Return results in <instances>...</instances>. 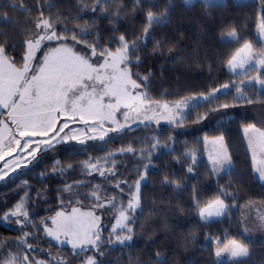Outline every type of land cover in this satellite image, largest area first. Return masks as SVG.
Masks as SVG:
<instances>
[{"label":"trees","instance_id":"1","mask_svg":"<svg viewBox=\"0 0 264 264\" xmlns=\"http://www.w3.org/2000/svg\"><path fill=\"white\" fill-rule=\"evenodd\" d=\"M165 9L166 19L154 24L137 41L131 71L149 77L146 91L156 101H175L186 96L208 95L213 89L219 91L209 100L191 106L179 126L143 124L112 133L103 140L59 143L42 149L27 167L0 180V243L3 244L0 262L7 261L10 253L20 260L27 252L29 259H42L48 264H60L61 260L66 264H83L87 257H95L97 264H224L215 252L234 239L248 248L249 256L231 258L226 264H264V241L249 238L242 219L251 205H257L259 212L264 213V183L255 173L243 134L244 126L254 121L236 112L238 106L249 104V98L253 103L264 104V89L244 83L253 69L235 73L227 65L245 42L251 43L253 49L263 48L257 29L264 18V0L209 4L197 0L191 5H186L185 0H139L138 4L137 0H102L100 4L96 0H0V44L19 66L27 52V41L38 34L35 23L42 12L44 18L59 17L63 21L55 24L58 34H63L65 29L79 33L85 28L88 34H82L81 39L115 50L119 47V36L131 42L143 35L149 10L161 13ZM117 12L119 15H115ZM233 28L238 39L226 38ZM61 43L73 45L70 35L66 41H44L33 66L44 53ZM75 50L81 54L89 51L84 44L75 45ZM261 74L264 76V70ZM224 84L229 87L223 88ZM238 88L242 89L241 96L237 95ZM224 104L234 106L224 108ZM205 119L209 123L200 131L180 130L182 125L198 124ZM218 135L224 137L233 164V170L219 174L209 166L204 143L205 138ZM129 145L134 152L119 151ZM110 153L114 155L105 164ZM97 160L106 176L84 167L85 161ZM112 160L115 176L107 174ZM145 166L147 175L141 184V205L130 223L133 239L120 244L112 235L109 243L117 212L95 207L96 201L86 194L98 185L102 198L115 195L126 204L134 191L128 185L144 174ZM166 177L168 183L164 182ZM120 181L127 184L120 183V188H116ZM173 182H178L179 187ZM67 185L73 186L71 192L65 191ZM222 189L226 194H222ZM217 197L228 205L225 215L203 221L200 208ZM21 202L27 218L21 215L5 220L4 216ZM73 207H94L102 215L104 243L100 252L95 248L75 251L47 238L44 228L53 213ZM24 233H29L27 242L33 246L31 250L18 242Z\"/></svg>","mask_w":264,"mask_h":264},{"label":"snow or ice","instance_id":"2","mask_svg":"<svg viewBox=\"0 0 264 264\" xmlns=\"http://www.w3.org/2000/svg\"><path fill=\"white\" fill-rule=\"evenodd\" d=\"M194 0H185L186 5H191ZM205 4L211 3V0H203ZM97 4L102 0H96ZM139 0H137V4ZM83 7H86L82 3ZM95 11V8H93ZM166 12L156 13L149 10L146 14V26L143 29V35L129 42L125 36H119V47L115 50L98 45L97 42L89 43L81 39V35H87V30L81 28L80 32L72 29H65L63 34H58L55 30V24L60 21L51 18H44L41 12L40 17L35 23V27L41 34L33 40L27 41V52L22 57L19 66L15 60L6 52L5 47L0 44V109L7 110L6 119L0 120V160L10 157L14 152L27 153V155L35 158L36 152L41 147L45 149L53 147V141L57 143L68 139H78V134H83L84 129H69V132L60 137L65 129L69 128V121L77 119L84 125L88 126V131L97 132L98 128H103L104 124L110 123L114 128L105 129L99 135V139L103 140L108 131H121L126 127H130L129 121L135 123L138 119L143 121L155 120L159 123L161 119L168 120L169 123H175L179 126L183 119V109L188 107V102L180 100L170 105L167 102L153 100L147 94V84L149 77L134 74L131 71V65L134 62L132 56L136 53L137 41L146 36L154 24H159L161 20L166 19ZM119 15V12L115 13ZM63 22V21H60ZM259 30L264 34V18L259 25ZM70 39L72 46L61 43L43 54L42 59L33 66L36 59V53L40 50L43 41H66ZM229 38L238 39L237 31L233 28L228 33ZM264 43V42H262ZM84 44L90 52L81 54L75 50V45ZM99 49V50H98ZM93 58H97L94 62ZM139 56L136 55V62ZM228 67L235 72L238 68L252 66L264 68V48L259 52L253 51L251 43L245 42L242 47L238 48L235 54L227 61ZM136 76L134 79L133 76ZM253 81L264 85V79L259 76L253 77ZM227 89L228 84L222 85ZM219 89H213L208 95L201 96L204 100L214 97ZM238 92L242 94V89L238 88ZM195 99V98H193ZM253 103L252 99L247 100ZM229 104L222 107L228 108ZM124 109L122 116L123 122L117 119V113ZM65 117V122L57 129L56 125L59 117ZM55 133V135H51ZM244 134L248 138V147L252 151V159L259 166L255 171L259 173L261 179H264V159L257 161V152L264 157V131L255 125H249L244 128ZM57 137H60L57 139ZM89 139H95V136H89ZM23 139V144L21 140ZM207 141V138H205ZM81 143L84 141L81 140ZM158 144L159 141H156ZM212 145V151L209 152V160L212 164V171L219 174L226 168L231 166V157L224 143V137L219 136L208 142ZM31 152L28 151L32 145ZM155 147V144L153 145ZM123 152H134L135 149L129 145L126 148L119 149ZM144 150H141V155ZM113 153L105 158V164L109 163ZM151 156V153H148ZM26 159V156L24 157ZM20 157H14L8 160L4 167L12 165V171L18 166L17 160ZM193 162L195 157L193 155ZM71 167V165H69ZM84 167L93 171H98L101 176H106V171L99 160L96 162L85 161ZM115 161H111V167L107 168V174L115 176L113 169ZM192 171L191 168L188 169ZM7 175L6 172L0 170V180ZM147 175V166L143 175L129 184L131 198L126 204L118 201L115 195H100V187L94 186L90 195L95 201V207L115 209L117 215L115 217V225L109 234L108 242H112V235L115 234V241L124 244L126 241L133 239L134 230L130 223L134 222V213L140 208L141 197L140 187L141 181ZM165 183H168L167 177ZM82 183V182H80ZM120 183L127 184V181L116 183L115 187L120 188ZM176 186L179 187L178 182ZM73 186L67 185L65 191H72ZM123 192V189H120ZM222 194H226L222 189ZM79 193H74L78 195ZM228 205L220 197L209 202L200 208L199 215L202 219L208 220L211 217H220L225 215ZM24 216L27 218L28 213L23 211V202L17 204L15 210L4 216L8 220L10 216ZM100 216L94 211L81 212L79 208H73L70 213L57 212L55 217L51 218L53 227L49 228L45 225L44 231L48 236L60 241L61 236L70 238L68 242L73 249L84 250L85 246H92L97 252H100V245L104 243L102 240V229L100 228ZM17 223H20L18 220ZM118 230H120L118 232ZM29 233H24L23 237L18 241L24 244L27 249L31 250L32 245L27 242ZM0 247L3 244L0 243ZM222 253H228L232 258L248 257V248L237 240H229L222 248L218 247L215 255L220 257ZM103 255V253H100ZM159 255V254H157ZM0 264H18L15 254L10 253L7 261ZM19 264H46L43 260L33 261L29 259V255L25 252L19 260ZM60 264H66L61 260ZM83 264H97L95 257H87Z\"/></svg>","mask_w":264,"mask_h":264},{"label":"rangeland","instance_id":"3","mask_svg":"<svg viewBox=\"0 0 264 264\" xmlns=\"http://www.w3.org/2000/svg\"><path fill=\"white\" fill-rule=\"evenodd\" d=\"M195 1H197V0H194V2ZM225 1L226 0H211V3H224ZM236 1H246V0H236ZM260 23H261V21H259V24H258L257 36L261 40V43H262V42H264V34H262L260 32V30H259ZM39 34H41V33L38 30L37 36ZM37 36L34 39H32V40L34 41L37 38ZM226 38H229V36L227 35ZM43 42H42V44H43ZM262 47L264 48V43H262ZM253 51L254 52H259L261 50L253 49ZM89 52H90V50L88 51V53ZM96 59L97 58H93L94 62H95ZM237 70H236L237 73H245V72H248V71L252 70V66H246L245 68H238ZM262 70H264V68H260L259 66H257L256 67V70H254V72L252 74H250L248 77H246L244 79V83L245 84H256L259 89L263 90L264 89V85H261L260 83L253 81V77H256V76H259L261 79H264V76H262V74H261V71ZM237 95L238 96H241L242 94L240 92H238ZM201 96L202 95L186 96V97H183V98H181L179 100H175V101H160V102L161 103L167 102L170 105H172V104H174L177 101L185 100L186 102H188V107L183 109L182 115L184 117V115L186 114L187 110L191 106H193V105L197 104L198 102H200L201 100H203L201 98ZM193 98H195V99H193ZM123 111H124V109H121L120 112L117 113V119L121 120V122H123V116H122ZM236 112L239 113V114H241L243 117L250 118V119H252L254 121V122H252V123L244 126V128L247 127V126H249V125H255L257 128H259L262 131H264V104H261V103L243 104V105H240V106L237 107ZM6 116H7V110L0 109V120L6 119ZM65 119L66 118L63 117V116L59 117L58 122H57V125H56L57 129H59V127L65 122ZM207 119H205L203 122L198 123V124L182 125V126H180V130H182L184 132H196V131H200L205 126H207V124L209 123V120H207ZM128 123H129L130 127H126L125 129H123L121 131H108L107 132V135H105L104 138L107 137V136H109V135H111L112 133H117V132H122V131H125V130H130V129H133L134 127L138 126V125H143V124H154L156 127H162V126H173V127H176L177 126V124H175V123H169L168 120H166V119H161L159 123H156L155 120H152V121H143V123H141V121L139 119L135 123H133L132 121H129ZM90 125H91V121L89 122V125L88 126L84 125L78 119L76 121H69V128L65 129L63 133H60V137H62L65 134H67L69 132V129H84L83 134H78V136H79L78 139H68V140H64L63 141L65 143L66 142H76V143L82 144L80 142L81 140L84 141L83 143H87V142H90V141L99 140V135L102 132H104L105 129H109V128H114L115 127L114 125H111L110 123H107L106 122L104 124V127L103 128H98L97 132L93 133V132L88 131V127ZM244 128H243V134H244ZM51 135H55V133H51ZM89 136H95L96 138L95 139H89L88 138ZM219 136H222V135L208 137L207 138V141H206V139L204 140V143H205V152H206L207 159H208V163H209V166H210L211 169H212V164H211V162L209 160V152L212 151V145L210 143H208V142L214 140L216 137H219ZM244 136H245V134H244ZM60 137H57V139H59ZM245 140H246L247 145H248V138L246 136H245ZM63 142H60V143H63ZM21 143L23 144V139L21 140ZM52 143H53V146L59 144L55 140ZM224 143H225V140H224ZM225 146H226V144H225ZM34 147H35V144H33L32 147H30L28 149V151L31 152L32 148H34ZM42 149H45V148L44 147H41L40 151ZM249 150H250L251 156H252V151H251L250 148H249ZM40 151L36 152L35 158L37 157V155H38V153ZM227 151H228V149H227ZM25 156H26V159L24 158ZM14 157H20V159L17 160L18 166L15 168V171H12V165H9L7 168H5L4 167V164L8 160H12ZM35 158H33L30 155H27V153H23L22 154L19 151L14 152L12 156L5 157L3 160H0V170H3L4 172L7 173V175L5 177L13 176L17 172H19L20 169L27 167L29 165V163L32 162ZM256 159H257V161H259L260 159H264V157H262L260 155V153L257 152ZM254 165H255V167H258L259 166L258 163H254ZM231 170H233L232 161H231L230 168H226L224 171H221V172L231 171ZM142 182L143 181H141V184H142ZM140 190H141V187H140ZM73 208H79L81 210V212L94 211L95 214L97 216H100V218H101L100 219V228L102 229V225H103V223H102V221H103L102 220V215L100 214V212L97 211L96 208H94V207H91V208L73 207ZM73 208H71L69 210L68 209L67 210L60 209V210L54 212L53 215L49 218V224H47V227H49V228L53 227V225L51 223V218L52 217H55L57 212L63 211L66 214H68V213L71 212V210ZM220 217H211L208 220H204L201 217L200 218L203 221H209V220L218 219ZM242 219H243V225H244L243 226V230L246 233V235L249 238H252L255 241H264V213L263 212L262 213L259 212L258 206L257 205L248 206L246 208L244 214H243V218ZM115 222H116V220H115ZM115 222H114V224L111 227V232H112L113 226L115 225ZM119 231L120 230H118V232ZM46 236L51 241H53V242H55V243H57V244H59L61 246H69V247L72 248L71 244L68 242V240L70 238H66V237L61 236V240L63 241V243H61L60 241L55 240L53 237L48 236L47 234H46ZM113 236L115 237V234H113ZM89 248H94V247H92V246H85L84 250L85 249H89ZM73 250L78 251V250H81V249L77 248V249H73ZM231 258L232 257L228 253H222L221 256L218 257V259L220 260V262H222L224 264H226V262L229 259H231ZM39 260H42V259H39ZM96 261H97V259H96ZM18 264H19V260H18ZM46 264H48V262H46Z\"/></svg>","mask_w":264,"mask_h":264},{"label":"crops","instance_id":"4","mask_svg":"<svg viewBox=\"0 0 264 264\" xmlns=\"http://www.w3.org/2000/svg\"><path fill=\"white\" fill-rule=\"evenodd\" d=\"M57 47H58V46H57ZM229 69H230V68H229ZM230 70H231V69H230ZM231 71H232V70H231ZM237 71H238V70H237ZM235 73H237V72L235 71ZM253 164H254V162H253ZM255 168H256V167H255V165H254V170H255ZM255 173H256L257 177H258V178L264 183V179H261V178H260L259 173L256 172V171H255ZM209 221H210V220H209Z\"/></svg>","mask_w":264,"mask_h":264}]
</instances>
